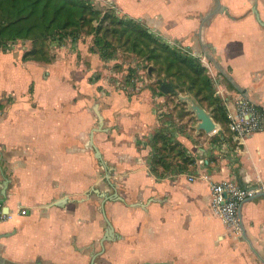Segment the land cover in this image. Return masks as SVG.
I'll list each match as a JSON object with an SVG mask.
<instances>
[{
  "label": "crops",
  "instance_id": "0c3cea01",
  "mask_svg": "<svg viewBox=\"0 0 264 264\" xmlns=\"http://www.w3.org/2000/svg\"><path fill=\"white\" fill-rule=\"evenodd\" d=\"M93 1L190 49L231 108L242 92L264 109V25L255 13L264 22V0H220L231 18H209L216 0ZM93 45L91 36L68 42L51 63L24 61L30 43L0 51V204L8 209L0 264H90L95 254V264H264V193L241 205L236 234L213 212L210 183H264V130L227 152L228 125L214 119L216 133L198 131L188 105L178 117L172 94L120 84L117 61ZM161 130L195 161L185 173L173 160L154 173ZM107 220L114 240L102 245Z\"/></svg>",
  "mask_w": 264,
  "mask_h": 264
},
{
  "label": "trees",
  "instance_id": "16d2710c",
  "mask_svg": "<svg viewBox=\"0 0 264 264\" xmlns=\"http://www.w3.org/2000/svg\"><path fill=\"white\" fill-rule=\"evenodd\" d=\"M114 35L117 41H125L133 54L153 66V73L158 77L150 87L155 93L163 95L159 90L160 81L172 82L175 94H193L216 121L224 127L228 125L226 109L215 96L201 60L160 41L142 23L113 10L103 11L93 0H0V49L8 53L12 45L30 43L24 61L51 63L55 59L52 50L55 42L63 46L90 36L94 42L91 51L104 61H111L116 59V46L111 38ZM156 65H160L158 72ZM140 71L133 69L128 76H138ZM171 160L180 173L195 165L182 144L161 130L153 140L154 173L169 172Z\"/></svg>",
  "mask_w": 264,
  "mask_h": 264
},
{
  "label": "built area",
  "instance_id": "2783aa9c",
  "mask_svg": "<svg viewBox=\"0 0 264 264\" xmlns=\"http://www.w3.org/2000/svg\"><path fill=\"white\" fill-rule=\"evenodd\" d=\"M138 76L142 75L140 74ZM135 80L126 78L127 83L120 82V84H138V79ZM215 96L221 100L222 105L226 109L228 128L233 134L234 145L227 147L225 150L227 152L237 153L250 136L258 131L264 130V111L242 92H238L235 95L233 100L234 108L230 107V98H227L220 89L216 90ZM205 178L208 179V177ZM190 180H193V178H190ZM210 183L213 212L221 218L230 231L241 234L240 207L245 201L263 194L264 183H260L257 187L244 186L236 180L221 183H215L210 180ZM21 214L26 215V209H22ZM5 218L6 214L3 211L2 204H0V221Z\"/></svg>",
  "mask_w": 264,
  "mask_h": 264
},
{
  "label": "rangeland",
  "instance_id": "374dc122",
  "mask_svg": "<svg viewBox=\"0 0 264 264\" xmlns=\"http://www.w3.org/2000/svg\"><path fill=\"white\" fill-rule=\"evenodd\" d=\"M114 11V10H113ZM114 12H116V11H114ZM111 38L113 39V41L115 42V50H116V52H115V60L117 61V63H116V65H117V67H116V70H118V71H122L123 72V78H122V82H124V83H127L126 82V79H124L125 77H126V75H127V79H129V80H133V81H136L135 79H138V84H141L142 86H150L151 84H153L154 85V83H155V80H156V77H158V76H156L153 72H154V68H153V66H150V64L149 63H147L146 61H143L142 59H140L139 57H137V55H135V54H133V52L131 51V49H130V47L128 46V45H125V41H117V38L115 37V35L114 36H111ZM26 44V43H25ZM66 45V44H65ZM65 45H63V46H65ZM171 47H175V48H179V49H182V50H184L185 52H189V54L191 55V56H194L193 54H192V52L190 51V49H188V48H185V47H181V46H177V45H171V44H169ZM63 46H58V44H57V42H55V44H54V48L52 49L53 50V52H56L57 51V49L58 48H60V47H63ZM15 47V45H12L10 48H12L13 50H15V49H17L18 47V49L17 50H19L22 46H20V45H16V47ZM0 51H1V49H0ZM187 52V53H188ZM194 57H196V58H198V59H200L199 57H197L196 55L194 56ZM202 62V61H201ZM203 64V63H202ZM157 67V71L156 72H158L159 70V67H160V65H156ZM205 67V66H204ZM150 68H152L153 70H152V73L150 74V72H149V69ZM206 68V70H207V74H208V76L211 78V81H212V86H213V89H214V91L216 92V87H217V85H218V83H217V79H216V77L215 76H212L210 73H209V68H207V67H205ZM133 69H140L141 71H140V73H138L137 75H142V76H135V77H132V76H128L129 74H130V71L131 70H133ZM125 70H126V74H125ZM129 77V78H128ZM132 77V78H131ZM169 82V81H168ZM170 83H172V82H170ZM173 84V83H172ZM127 85H129L130 86V84H127ZM177 92V91H176ZM175 94V93H174ZM187 96V95H191L192 97H194L193 96V94H186V93H177V94H175L174 95V97H172V98H170V101L173 103V105H174V108H173V111H171L172 112V114L173 115H176V116H178V117H181L182 115L184 116V113H185V110H186V106L185 105H187L186 104V102H183L181 99H180V96ZM196 100V99H195ZM197 101V100H196ZM199 103V102H198ZM201 106H202V104L201 103H199ZM203 107V106H202ZM174 110L176 111V112H174ZM211 112V111H210ZM190 166H188V168H189Z\"/></svg>",
  "mask_w": 264,
  "mask_h": 264
},
{
  "label": "water",
  "instance_id": "95a60500",
  "mask_svg": "<svg viewBox=\"0 0 264 264\" xmlns=\"http://www.w3.org/2000/svg\"><path fill=\"white\" fill-rule=\"evenodd\" d=\"M216 1H217V7H216L215 10H213L209 14V18L211 16L215 15V14H218V13L225 14L228 17L231 18V15H230V12H229L228 8L225 5H222L220 0H216ZM255 13H256V15L258 17V21L262 25H264V22L260 19L258 12L255 11ZM232 18H234V17H232ZM209 59H210V57H209ZM152 70H153L152 68L149 69L150 74L152 73ZM159 90L161 91V93H163L165 95H170V94L176 93V88H175L174 84H172V83H170L168 81H160ZM180 99L183 102H186V104L188 105V109L194 113L195 117L199 121L198 126H197V130L198 131H204L207 134H212L215 131H217L218 124L214 121L212 112L207 111L204 107H202L198 102H196L195 98L192 97L191 95H187V96H183L182 95V96H180ZM92 139H93V135H92ZM97 158L99 160H101L103 167L105 169H108L107 168V164L102 159V156H101V154L99 152H97ZM107 175L109 177V173H107ZM116 197H117V199L122 200V198L119 197L118 195H116ZM109 198L110 197H108L107 200H109ZM7 212H8V209L5 208V212L4 213H7ZM107 223H108V231H107L106 235L104 236V238L102 239V245L104 244V242H111V241L114 240V237H113V232H114L113 226L108 220H107ZM96 258H97V254H95L92 257V261H91L90 264H95ZM38 264H41V263H38ZM145 264H148V263H145Z\"/></svg>",
  "mask_w": 264,
  "mask_h": 264
}]
</instances>
